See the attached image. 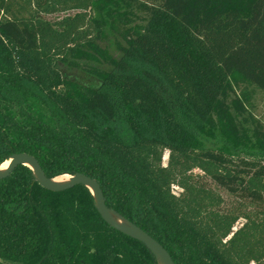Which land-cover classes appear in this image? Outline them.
<instances>
[{
  "label": "trees",
  "instance_id": "1",
  "mask_svg": "<svg viewBox=\"0 0 264 264\" xmlns=\"http://www.w3.org/2000/svg\"><path fill=\"white\" fill-rule=\"evenodd\" d=\"M254 89L264 93V0H0V166L27 153L48 178L95 179L175 264H264ZM212 134L224 144L199 138ZM8 263L157 261L101 218L87 188L51 192L19 166L0 180Z\"/></svg>",
  "mask_w": 264,
  "mask_h": 264
},
{
  "label": "water",
  "instance_id": "2",
  "mask_svg": "<svg viewBox=\"0 0 264 264\" xmlns=\"http://www.w3.org/2000/svg\"><path fill=\"white\" fill-rule=\"evenodd\" d=\"M7 162L9 165L3 168ZM5 163L0 166V180L9 178L19 166H26L32 171L35 181L48 191L60 193L84 186L93 196L97 212L111 228L144 244L154 255L157 264H175L169 252L157 240L114 209L107 207L101 186L95 179L81 173L48 178L39 162L28 154L13 155Z\"/></svg>",
  "mask_w": 264,
  "mask_h": 264
},
{
  "label": "rangeland",
  "instance_id": "3",
  "mask_svg": "<svg viewBox=\"0 0 264 264\" xmlns=\"http://www.w3.org/2000/svg\"><path fill=\"white\" fill-rule=\"evenodd\" d=\"M50 20H53V19H56L57 16H51V17H48ZM116 40H119V36L116 35L115 33L113 34V37L111 39V43L109 45V50L112 54L117 55L116 53V50H115V42ZM64 72L67 74V76H69L70 78H72L73 80H76V81H79L80 83H83V84H91V81L90 79L85 76L84 73H82L81 71L79 70H70V69H66V68H63ZM253 104H252V109H251V112L253 114V116L255 117L256 120H258L261 124H263L264 126V93L258 89H254V92H253ZM78 111L80 112V114H82L85 118H86V121L93 124L94 123L88 118L85 116V108L79 106L78 108ZM94 121L97 122V124L101 127H103V129H108L109 127V124L108 123H105L103 120L99 119L98 117H95V116H92V115H89ZM124 127L125 124L122 123ZM117 129L115 131V133H117ZM120 131V130H119ZM118 134V133H117ZM125 134V135H124ZM122 135V139L127 137L126 141H131L133 139V135L131 134V132H128L126 131ZM200 140H202V142L207 146V147H210V148H218L220 147L221 145H223V141L220 139V137L217 135V134H212V135H200ZM168 159H169V152H165V155H164V158H163V165L166 166L168 164ZM218 192H220V194L222 195V197L230 204L232 202V198L230 197V195L221 190V189H217ZM173 192L176 194V195H179V193L181 192V189H179L178 187H173ZM244 223L243 220H240L239 223L236 225L237 228H239L242 224ZM236 228V229H237ZM9 264V263H8Z\"/></svg>",
  "mask_w": 264,
  "mask_h": 264
},
{
  "label": "flooded vegetation",
  "instance_id": "4",
  "mask_svg": "<svg viewBox=\"0 0 264 264\" xmlns=\"http://www.w3.org/2000/svg\"><path fill=\"white\" fill-rule=\"evenodd\" d=\"M18 154H27V153H18ZM14 155H16V154H14ZM28 155H30V154H28ZM13 156V155H12ZM32 156V155H31ZM34 157V156H33ZM35 158V157H34ZM10 159V158H9ZM36 159V158H35ZM37 160V159H36ZM38 161V160H37ZM39 162V161H38ZM5 163V162H4ZM40 164V163H39ZM17 169V168H16ZM15 169V170H16ZM43 169V168H42ZM44 171V170H43ZM82 174V173H81ZM46 175V174H45ZM85 175V174H84ZM35 180V179H34Z\"/></svg>",
  "mask_w": 264,
  "mask_h": 264
},
{
  "label": "bare ground",
  "instance_id": "5",
  "mask_svg": "<svg viewBox=\"0 0 264 264\" xmlns=\"http://www.w3.org/2000/svg\"><path fill=\"white\" fill-rule=\"evenodd\" d=\"M9 165V162L5 163L3 168L7 167Z\"/></svg>",
  "mask_w": 264,
  "mask_h": 264
}]
</instances>
